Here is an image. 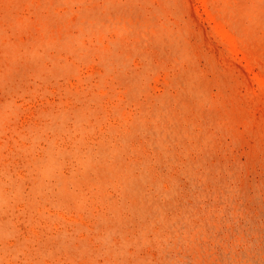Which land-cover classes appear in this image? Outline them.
<instances>
[{
  "label": "rangeland",
  "instance_id": "rangeland-1",
  "mask_svg": "<svg viewBox=\"0 0 264 264\" xmlns=\"http://www.w3.org/2000/svg\"><path fill=\"white\" fill-rule=\"evenodd\" d=\"M263 79L264 0H0V264H264Z\"/></svg>",
  "mask_w": 264,
  "mask_h": 264
},
{
  "label": "bare ground",
  "instance_id": "bare-ground-1",
  "mask_svg": "<svg viewBox=\"0 0 264 264\" xmlns=\"http://www.w3.org/2000/svg\"><path fill=\"white\" fill-rule=\"evenodd\" d=\"M205 2H206V1H205ZM204 7H205V6H204ZM211 17H212V16H211ZM211 17H210V18H211ZM208 18H209V17H208ZM212 22H213V21H212ZM228 35H229V34H228ZM231 37H232V36H231ZM231 37H230L229 39H231ZM233 38H234V37H233ZM225 40H226V39H225ZM221 41H223V40H221ZM224 42H225V41H224ZM231 42H232V40H231ZM231 42H230V44H232L234 41H233L232 43H231ZM227 43H228V42H227ZM234 43H235V42H234ZM232 45H233V47H235L234 44H232ZM231 50H232V49H231ZM256 79H257V77H256ZM263 80H264V79H263ZM257 82H258V81H257ZM261 85H262V84H261ZM262 87H263V86H262Z\"/></svg>",
  "mask_w": 264,
  "mask_h": 264
}]
</instances>
